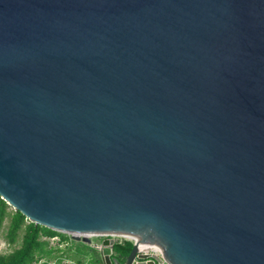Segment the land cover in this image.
Returning <instances> with one entry per match:
<instances>
[{
    "label": "water",
    "instance_id": "water-1",
    "mask_svg": "<svg viewBox=\"0 0 264 264\" xmlns=\"http://www.w3.org/2000/svg\"><path fill=\"white\" fill-rule=\"evenodd\" d=\"M0 198L107 264H264V0H0Z\"/></svg>",
    "mask_w": 264,
    "mask_h": 264
},
{
    "label": "trees",
    "instance_id": "trees-1",
    "mask_svg": "<svg viewBox=\"0 0 264 264\" xmlns=\"http://www.w3.org/2000/svg\"><path fill=\"white\" fill-rule=\"evenodd\" d=\"M1 238L11 251L0 255V264H107L93 246L30 221L0 198ZM54 239H59L58 243L54 244ZM111 248L112 264H125L133 243L118 241Z\"/></svg>",
    "mask_w": 264,
    "mask_h": 264
},
{
    "label": "built area",
    "instance_id": "built-area-1",
    "mask_svg": "<svg viewBox=\"0 0 264 264\" xmlns=\"http://www.w3.org/2000/svg\"><path fill=\"white\" fill-rule=\"evenodd\" d=\"M110 240H112L113 243H116L118 241L119 242L123 241L122 238H112ZM125 241H128V240H125ZM129 242H131V241H129ZM96 247L99 248V250H100V249L104 248V245L103 244L102 245H96ZM137 255L144 256V258H138L137 263L143 262V264H147L149 261H153L154 260L153 258H155L157 261L154 260L153 264H168L165 261V259H163L161 253L156 252L155 250H153L152 248H150L147 245L139 247Z\"/></svg>",
    "mask_w": 264,
    "mask_h": 264
},
{
    "label": "rangeland",
    "instance_id": "rangeland-1",
    "mask_svg": "<svg viewBox=\"0 0 264 264\" xmlns=\"http://www.w3.org/2000/svg\"><path fill=\"white\" fill-rule=\"evenodd\" d=\"M58 241H59V239H54L53 243L54 244L58 243ZM104 241H105V238H92L93 247L96 246V245L104 244ZM10 251H11V248L9 247V244L6 242V240L4 238H1L0 239V255L9 253Z\"/></svg>",
    "mask_w": 264,
    "mask_h": 264
},
{
    "label": "crops",
    "instance_id": "crops-1",
    "mask_svg": "<svg viewBox=\"0 0 264 264\" xmlns=\"http://www.w3.org/2000/svg\"><path fill=\"white\" fill-rule=\"evenodd\" d=\"M147 264H149V262Z\"/></svg>",
    "mask_w": 264,
    "mask_h": 264
}]
</instances>
